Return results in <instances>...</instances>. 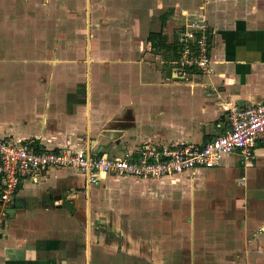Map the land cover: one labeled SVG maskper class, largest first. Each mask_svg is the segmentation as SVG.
<instances>
[{
	"label": "crops",
	"instance_id": "1",
	"mask_svg": "<svg viewBox=\"0 0 264 264\" xmlns=\"http://www.w3.org/2000/svg\"><path fill=\"white\" fill-rule=\"evenodd\" d=\"M90 1L88 46L0 48V137L118 156L203 143L229 109L264 100V0H97L130 7L129 37L92 26ZM189 18L208 26V72L177 63ZM86 179L71 166L24 176L0 203V264H264L263 145L163 177Z\"/></svg>",
	"mask_w": 264,
	"mask_h": 264
},
{
	"label": "built area",
	"instance_id": "2",
	"mask_svg": "<svg viewBox=\"0 0 264 264\" xmlns=\"http://www.w3.org/2000/svg\"><path fill=\"white\" fill-rule=\"evenodd\" d=\"M207 28L203 19L189 18L178 32L177 63L182 74L185 66L210 71ZM257 143L264 146V100L229 109L226 129L203 143L181 141L160 148L144 145L135 153L118 156L93 154L84 149L36 148L28 141L0 137V203L11 202L24 176L34 177L49 167H74L91 184L99 176L116 173L163 177L199 166H217L226 153L238 152L248 158ZM3 215L1 208L0 227Z\"/></svg>",
	"mask_w": 264,
	"mask_h": 264
},
{
	"label": "rangeland",
	"instance_id": "3",
	"mask_svg": "<svg viewBox=\"0 0 264 264\" xmlns=\"http://www.w3.org/2000/svg\"><path fill=\"white\" fill-rule=\"evenodd\" d=\"M96 1L91 0L88 7L91 25L93 26L98 18H102V30L116 29L117 36L124 33L122 36L129 37L133 24L129 18L121 24L119 14H127L125 12H130V7L119 13L120 6L113 4L111 7H101ZM104 16L107 26H104ZM24 17L26 20H23ZM87 20V0H0V48L8 45L26 50L53 49V56L66 49L84 48L88 46L85 23ZM12 30L22 31L25 37L19 35L17 39L11 38L9 32ZM32 33H48V39H31ZM92 34L95 36V33ZM90 41L97 42L94 39Z\"/></svg>",
	"mask_w": 264,
	"mask_h": 264
},
{
	"label": "trees",
	"instance_id": "4",
	"mask_svg": "<svg viewBox=\"0 0 264 264\" xmlns=\"http://www.w3.org/2000/svg\"><path fill=\"white\" fill-rule=\"evenodd\" d=\"M151 36H152V33H151ZM151 36L149 35L150 38H151Z\"/></svg>",
	"mask_w": 264,
	"mask_h": 264
},
{
	"label": "bare ground",
	"instance_id": "5",
	"mask_svg": "<svg viewBox=\"0 0 264 264\" xmlns=\"http://www.w3.org/2000/svg\"><path fill=\"white\" fill-rule=\"evenodd\" d=\"M83 219V218H82Z\"/></svg>",
	"mask_w": 264,
	"mask_h": 264
}]
</instances>
